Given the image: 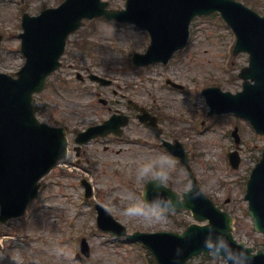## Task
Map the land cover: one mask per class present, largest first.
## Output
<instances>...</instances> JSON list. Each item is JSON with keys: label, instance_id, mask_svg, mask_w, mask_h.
<instances>
[{"label": "rangeland", "instance_id": "obj_1", "mask_svg": "<svg viewBox=\"0 0 264 264\" xmlns=\"http://www.w3.org/2000/svg\"><path fill=\"white\" fill-rule=\"evenodd\" d=\"M62 1L0 0V72L14 75L24 63L18 37L23 31L22 15H39ZM106 1L114 9L124 8L126 3ZM241 1L264 15V0ZM234 44L232 32L217 15L198 18L185 51L174 55L167 65L138 68L132 57L149 45V37L138 28L94 20L71 36L62 68L35 97L38 116L51 125L68 128L73 140L76 131L100 124L118 110L132 118L126 133L133 144L105 150L93 142L85 147L82 166L75 164L77 157L72 151L62 166L42 180V192L24 217L8 224L0 222V264H150L151 258L142 247L98 229L93 202L108 208L129 232L180 233L195 222L185 211L145 206L142 192L149 179L159 176L156 173H163L166 184L179 193L187 191L191 181L179 160L163 151L135 119L130 100L160 117L168 140L178 139L185 145L202 190L235 218V236L262 245L263 236L253 230L244 195L250 172L264 148V137L256 136L243 120L208 118L201 94L202 89L212 86L234 93L241 90L238 73L248 64V55L233 59ZM90 74L110 80L111 85L90 81ZM167 79L185 89H173L166 84ZM101 98L109 104H101ZM236 124L243 157L239 170L232 169L227 158L234 148L231 132ZM83 177H88L94 188L90 201L85 200ZM126 208L134 212L128 214ZM82 238L90 246V257L80 254L74 259ZM188 264L226 262L200 256Z\"/></svg>", "mask_w": 264, "mask_h": 264}, {"label": "water", "instance_id": "obj_2", "mask_svg": "<svg viewBox=\"0 0 264 264\" xmlns=\"http://www.w3.org/2000/svg\"><path fill=\"white\" fill-rule=\"evenodd\" d=\"M107 6L101 0H66L58 9L47 10L40 17L25 16V33L21 37L26 65L17 79L0 74V203L4 222L25 212L38 194V181L66 157L65 130L40 123L32 101L34 93L41 91L48 76L60 67L68 36L81 27L83 19L116 18L147 29L152 46L147 55L135 58L138 65H145L167 62L187 44L189 26L195 17L219 12L237 34L235 53L247 51L251 56L250 66L241 73L246 80L243 92L232 95L220 89L204 91L211 114H238L264 134V17L234 0H128L125 11H109ZM112 126L109 122L90 129L81 142L108 134ZM96 130L101 131L91 133ZM169 148L188 167L193 189L181 201L161 180L150 181L144 191L145 202L190 210L197 220H208L209 225L193 224L182 235L136 233L130 237L144 242L160 264H186L193 256L210 252L224 256L229 264H233L231 257L243 259L244 264H264L263 254L252 255L251 249L235 241L233 219L202 193L183 148ZM238 163L236 158L233 165L237 167ZM245 198L256 228L264 233V155L251 174ZM99 213L103 230L117 236L126 234V228L106 210L99 208Z\"/></svg>", "mask_w": 264, "mask_h": 264}, {"label": "clouds", "instance_id": "obj_3", "mask_svg": "<svg viewBox=\"0 0 264 264\" xmlns=\"http://www.w3.org/2000/svg\"><path fill=\"white\" fill-rule=\"evenodd\" d=\"M148 167L146 166L145 169L141 172L143 174L144 171H146ZM163 173H156L155 175H162ZM125 212L128 214H132L134 212L133 208H126ZM243 255V254H242ZM233 264H244V260H237L235 257H231Z\"/></svg>", "mask_w": 264, "mask_h": 264}, {"label": "flooded vegetation", "instance_id": "obj_4", "mask_svg": "<svg viewBox=\"0 0 264 264\" xmlns=\"http://www.w3.org/2000/svg\"><path fill=\"white\" fill-rule=\"evenodd\" d=\"M110 145H108V144H106V145H104L103 147H109Z\"/></svg>", "mask_w": 264, "mask_h": 264}]
</instances>
